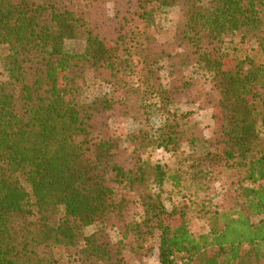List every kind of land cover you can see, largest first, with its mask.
<instances>
[{"label":"trees","instance_id":"obj_1","mask_svg":"<svg viewBox=\"0 0 264 264\" xmlns=\"http://www.w3.org/2000/svg\"><path fill=\"white\" fill-rule=\"evenodd\" d=\"M171 8L181 13L173 53L157 35ZM234 34L263 60L231 57ZM76 39L84 51L68 52ZM0 49L9 71L0 81V264H128L124 253L141 258L156 233L158 264H264V221L253 222L264 215V0H0ZM190 67L215 96L209 138L178 110L199 92ZM97 86L110 93L83 101ZM152 108L162 127L112 128ZM183 146L193 155L182 157ZM152 148L184 165L143 160ZM226 176L234 188H221L200 236L187 203L168 210L151 190ZM135 208L140 219L129 218Z\"/></svg>","mask_w":264,"mask_h":264},{"label":"rangeland","instance_id":"obj_2","mask_svg":"<svg viewBox=\"0 0 264 264\" xmlns=\"http://www.w3.org/2000/svg\"><path fill=\"white\" fill-rule=\"evenodd\" d=\"M181 18L179 8H171L165 10L157 19L158 26V39L162 43L169 46L170 51L173 53L176 50L175 42L177 37L178 24ZM66 50L70 53H82L85 49V41L83 39L68 40L65 44ZM225 51L233 58L238 60L252 59L257 62H261L262 55L260 53L258 45L253 41H242L240 34L230 35L225 42ZM4 52L0 49V81H7L9 78V71L3 60ZM167 64V63H166ZM163 74L166 76V72ZM177 75V74H176ZM184 75L188 78L193 77L198 81L199 92L195 97L189 101H185L184 104L178 106V110L181 113L187 114L186 127L189 129L201 130L206 138L211 136V132L214 126L212 118L211 102L215 101V96L210 92L209 86L206 83L205 78L201 75V72L194 68H188L185 70ZM181 76H174V79H180ZM173 79V80H174ZM110 93V89L106 86H97L93 89H89L83 96V101L90 102L94 97ZM165 124L161 113L156 108H152L146 115H139L138 119H128L123 116H118L112 121V128L122 133H136L139 130L150 131L152 128H160ZM127 145V144H125ZM205 146L200 144L195 151L196 155H202L205 152ZM132 150L129 148L127 152L121 157V161L128 166L131 165ZM194 152L187 146L182 148V157L192 156ZM143 160H149L153 164L168 165L173 169L183 166L180 159L174 156L172 153L165 151L164 149L152 148L146 152H141ZM186 166L187 160L184 161ZM236 178L233 176H226L218 184H214L213 187L205 185L200 186H187L186 189H175L170 184H165L162 188L151 189L154 193L161 194L163 203L168 210L173 207L181 206L183 203H187L191 207L192 219L189 224L190 231L195 236L208 233L211 229V221L208 217H212V213L217 209L218 195L221 192V188L224 190H232ZM208 188V189H206ZM211 214L208 216V214ZM142 210L140 208L133 209L129 218L133 219L137 217L140 219ZM58 218H55L54 224H57ZM264 221L263 216H257L253 219L254 223H260ZM94 228H90L89 231H93ZM112 240L117 242L119 239L118 230L110 232ZM158 246H159V233H156L145 247L141 258L136 257L130 251L124 253L125 260L128 264H158ZM77 264V263H74Z\"/></svg>","mask_w":264,"mask_h":264}]
</instances>
